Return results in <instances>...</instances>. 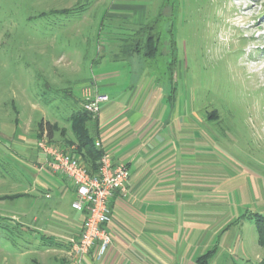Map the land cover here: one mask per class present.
Here are the masks:
<instances>
[{"label":"rangeland","instance_id":"obj_1","mask_svg":"<svg viewBox=\"0 0 264 264\" xmlns=\"http://www.w3.org/2000/svg\"><path fill=\"white\" fill-rule=\"evenodd\" d=\"M110 2L0 0V264H64V257L80 264L88 255L99 262L106 253L97 260L91 251L72 252L81 227L66 254L40 244L37 232L63 230L48 221L53 200L30 186L35 170L41 173L31 168L30 156L47 137V123L53 127L48 142L74 152L67 145L74 140L68 117L81 107L76 99L109 40L112 51L124 42L140 55L137 64L120 61L127 81L150 79L176 110L185 107L194 170L201 156V183L236 187L237 194L225 193V204H240L244 189L248 207L240 215L264 217V0H127L140 6L136 22L128 17L131 23L101 27ZM77 3L83 12L54 13ZM226 237V247L215 248L208 264L264 259L254 220L236 223Z\"/></svg>","mask_w":264,"mask_h":264},{"label":"crops","instance_id":"obj_2","mask_svg":"<svg viewBox=\"0 0 264 264\" xmlns=\"http://www.w3.org/2000/svg\"><path fill=\"white\" fill-rule=\"evenodd\" d=\"M106 8L107 19L101 27L122 26L128 17L135 23L134 17L140 14V6L127 0H112ZM73 9L84 11L78 3ZM113 44L105 41V48L99 50L104 53L93 61L96 66H91L92 77L87 85L108 98L100 105L91 133L114 162L126 165L127 194L121 197L115 192L109 200L111 219L107 231L112 242L102 260L97 262L88 255L80 264H194L195 258L204 254L197 255L196 251L207 248L215 238L209 250L216 248L217 252L226 247L231 228L252 220L242 217L256 212L240 215L248 207L244 189L240 190V204H225V193H235L236 187L226 190L201 183V156L198 153L194 170L193 149L188 143L193 125L187 120L185 107L176 110L168 92L150 79L127 81L119 63L127 57L137 64L140 55L124 42L118 43L113 53ZM30 157L35 170L40 154L34 148ZM31 181L34 192L53 200V216L47 218L63 230L48 227L37 232L38 240L52 247L53 252L66 254L70 238L78 236L85 216L71 207L75 189L63 176L36 170ZM40 196L32 198L30 205L34 206ZM35 222L32 216V224ZM52 241L57 247L52 246ZM64 259V264H75Z\"/></svg>","mask_w":264,"mask_h":264},{"label":"built area","instance_id":"obj_3","mask_svg":"<svg viewBox=\"0 0 264 264\" xmlns=\"http://www.w3.org/2000/svg\"><path fill=\"white\" fill-rule=\"evenodd\" d=\"M107 100V96L94 91L89 85L82 88L81 107L94 118L100 111V105ZM95 146L102 150V157L98 175L92 177L76 158L49 143L47 137L43 136L35 143L40 154L36 168L51 176L68 179L76 195L71 207L85 214L79 237L71 246L72 252L82 255L91 251L99 260L111 242L107 231L111 219L109 200L115 192L121 197L126 196L129 174L126 165L114 162L99 141H95Z\"/></svg>","mask_w":264,"mask_h":264},{"label":"trees","instance_id":"obj_4","mask_svg":"<svg viewBox=\"0 0 264 264\" xmlns=\"http://www.w3.org/2000/svg\"><path fill=\"white\" fill-rule=\"evenodd\" d=\"M74 9L70 10H60L54 13L67 14L72 12ZM77 100V99H76ZM80 100V99H79ZM76 104H78V101ZM93 121L94 117L85 112L82 107H78L77 110L68 117V122L73 133L74 140H69L67 145H73L75 147L74 152L71 154L72 157L79 160V162L86 168L88 173L95 177L98 175L100 167V159L102 157V150L95 146V137L91 133L92 125H87V121ZM39 128L42 129V124H39ZM47 137L51 138L53 134V127L47 123L46 124ZM69 143V144H68ZM65 147V145H63ZM59 147V146H58ZM71 147V146H68ZM61 148V147H60ZM64 152H67L66 147L63 148ZM19 197V196H18ZM244 218H250L255 221V226L258 234V244L264 248V217L259 214H252L248 216H243ZM41 242H46L41 241ZM52 246L57 247L55 243H51ZM215 253V248L209 250L195 258L194 264H208L210 258ZM260 264H264V259Z\"/></svg>","mask_w":264,"mask_h":264}]
</instances>
